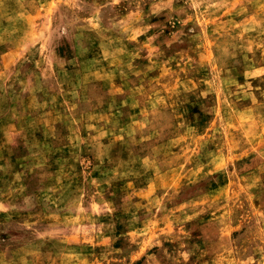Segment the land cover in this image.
I'll list each match as a JSON object with an SVG mask.
<instances>
[{
    "label": "rangeland",
    "instance_id": "rangeland-1",
    "mask_svg": "<svg viewBox=\"0 0 264 264\" xmlns=\"http://www.w3.org/2000/svg\"><path fill=\"white\" fill-rule=\"evenodd\" d=\"M0 264H264V0H0Z\"/></svg>",
    "mask_w": 264,
    "mask_h": 264
}]
</instances>
